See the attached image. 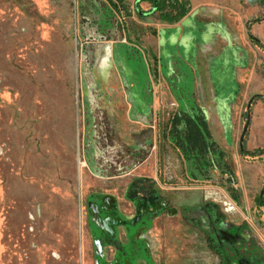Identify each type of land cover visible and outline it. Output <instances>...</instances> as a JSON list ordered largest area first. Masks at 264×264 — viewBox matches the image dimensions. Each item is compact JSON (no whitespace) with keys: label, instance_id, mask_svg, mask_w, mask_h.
I'll return each mask as SVG.
<instances>
[{"label":"rangeland","instance_id":"374dc122","mask_svg":"<svg viewBox=\"0 0 264 264\" xmlns=\"http://www.w3.org/2000/svg\"><path fill=\"white\" fill-rule=\"evenodd\" d=\"M137 1L0 0V264H264V0Z\"/></svg>","mask_w":264,"mask_h":264},{"label":"trees","instance_id":"16d2710c","mask_svg":"<svg viewBox=\"0 0 264 264\" xmlns=\"http://www.w3.org/2000/svg\"><path fill=\"white\" fill-rule=\"evenodd\" d=\"M141 3L149 4L152 7L153 12L159 15L161 21L172 24L180 22L191 11L188 2L179 0H138L137 7ZM256 23H259V20L256 21ZM256 43L259 44L258 41H256ZM183 121L187 124V134L185 135L178 130ZM168 136L173 140L176 147L185 154H192L193 158L198 163H203V159L208 153L215 154L218 151L221 159L225 156L222 151H219L216 144L208 142L210 135L207 124L203 119L194 122L187 117L177 116L171 121V130L169 131ZM246 154L249 155L248 153ZM263 154L264 150L259 151V153L255 152L251 156L255 157ZM228 172L230 176H232V171L228 169ZM259 201V207L264 206L263 199L260 198Z\"/></svg>","mask_w":264,"mask_h":264},{"label":"flooded vegetation","instance_id":"af4514ba","mask_svg":"<svg viewBox=\"0 0 264 264\" xmlns=\"http://www.w3.org/2000/svg\"><path fill=\"white\" fill-rule=\"evenodd\" d=\"M179 1H183V0H179ZM184 2H188L189 3V1L188 0H184ZM189 5H190V3H189ZM138 8V7H137ZM150 8H151V12H152V14H157V13H154L153 12V9H152V7L150 6ZM190 8H191V5H190ZM191 12V11H190ZM190 14V13H189ZM188 14V15H189ZM158 15V14H157ZM187 15V16H188ZM187 16L185 17V18H183L180 22H178V23H174V24H172V23H168V22H164V21H162L163 23H165V24H167V25H178V27H177V32L174 34V38L175 37H177L178 35H179V31H180V29H181V27L183 26V24H184V20L187 18ZM158 17H159V15H158ZM160 19V18H159ZM161 21V20H160ZM181 23V24H180ZM181 25V26H180ZM209 37H210V35H208ZM249 37L255 42V44L256 45H259V46H261L260 45V42H259V40L257 39V38H255V37H253L251 34L249 35ZM173 38V39H174ZM256 41H258V43L259 44H257L256 43ZM196 50V52H198V54L200 53V55L202 54H204V52L205 51H203V50H201L199 47H197V48H195ZM201 50V51H200ZM185 73V72H184ZM186 75V74H185ZM251 106H252V101L249 103V105H248V110H250V108H251ZM187 117V118H189V119H191L192 121H194V122H198L199 121V119H203V121L207 124V128H208V132H209V135H210V138H209V140H208V142L209 143H214V144H216L215 143V141H212V137H211V133H210V131H209V127H208V123H207V119H206V116H205V113L203 112V111H201V109H199V111H198V113L196 114V115H191V114H189V113H187V112H184V111H182V112H179V113H176V114H174L173 116H172V118H171V120H170V128H169V131L171 130V121L175 118V117ZM247 128H248V126H247ZM178 130L179 131H181L184 135L185 134H187V124H186V122L185 121H183L182 122V124L179 126V128H178ZM247 131H248V129H247ZM169 133V132H168ZM247 133V132H246ZM246 135V134H245ZM245 135H244V137H245ZM169 137V136H168ZM173 141V140H172ZM174 143V142H173ZM243 144H244V139H243V141H242V148H241V150L243 151ZM175 145V144H174ZM217 145V144H216ZM176 146V145H175ZM218 146V145H217ZM241 146V145H240ZM178 148V147H177ZM219 148V147H218ZM179 149V148H178ZM219 155V154H218ZM112 245L113 246H115V248L117 249V250H121L122 249V247H121V245L118 243V242H114V243H112Z\"/></svg>","mask_w":264,"mask_h":264},{"label":"water","instance_id":"95a60500","mask_svg":"<svg viewBox=\"0 0 264 264\" xmlns=\"http://www.w3.org/2000/svg\"><path fill=\"white\" fill-rule=\"evenodd\" d=\"M248 3H250V4H258V3H260L261 1H263V0H246ZM247 126L245 127V129H244V133H243V137L241 138V148H242V141H243V139H244V135L246 134V132H247Z\"/></svg>","mask_w":264,"mask_h":264},{"label":"crops","instance_id":"0c3cea01","mask_svg":"<svg viewBox=\"0 0 264 264\" xmlns=\"http://www.w3.org/2000/svg\"><path fill=\"white\" fill-rule=\"evenodd\" d=\"M181 26V25H180Z\"/></svg>","mask_w":264,"mask_h":264}]
</instances>
